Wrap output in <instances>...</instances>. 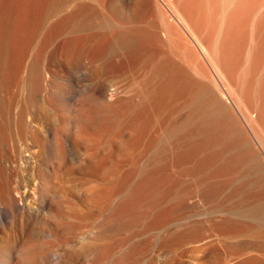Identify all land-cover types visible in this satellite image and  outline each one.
Listing matches in <instances>:
<instances>
[{
  "label": "bare ground",
  "instance_id": "bare-ground-1",
  "mask_svg": "<svg viewBox=\"0 0 264 264\" xmlns=\"http://www.w3.org/2000/svg\"><path fill=\"white\" fill-rule=\"evenodd\" d=\"M63 1L0 0V264H72L75 251L61 252L54 242L41 248L44 243L38 241L39 235L53 234L48 225L65 234L84 221L89 224L83 237L85 262L106 263L112 245L107 242L110 225L119 218L115 211L123 203L134 208L143 202L144 177L158 165L145 161L139 168L137 159L152 148L151 141L161 133L169 113L182 107H186L182 128L164 154L165 161L160 160L162 167L171 166L175 175L191 177L204 168L208 196L228 202L219 212L234 214L237 208L251 220L264 221V0H196L199 14H193L191 20L171 8L173 21L199 45V59H206L215 77L211 70L213 73L204 76L194 64L196 68L182 61L181 67L149 49L138 66L131 58L112 70L113 77L143 75L146 81L140 92L125 96L116 82L104 87L97 84L98 88L79 97L68 110L63 107L66 97L61 72L64 68L72 78L76 65L72 61L66 66L63 50L75 46L78 30L65 27V33L63 22L84 6L77 2L49 21L51 11ZM99 1L104 7L108 3ZM150 1L141 0V6ZM114 3V7L127 6ZM140 15L126 13L120 23L112 20L110 28H123L150 42L158 32L168 34L160 25L145 33ZM194 27L209 30L210 42L202 40ZM231 40L234 44L240 41L234 47L230 44L236 50L232 53L238 51L234 59L226 48ZM223 48L232 61H227ZM150 107L157 117L148 133H138L135 118L136 123L125 122L120 128L117 124L115 129H131L133 134L127 130L131 138L125 144L131 148L116 145L120 138H115L113 130L118 118L128 110L143 114ZM7 138L21 142L23 175L6 171L4 161H14L3 149ZM123 147L132 154H125L127 148ZM113 155L120 160L111 171L106 167ZM43 168L51 169L47 180ZM226 188L229 193L222 195ZM215 190L218 193L213 195ZM64 203L69 204L65 213L60 209ZM157 222L155 229L162 230L165 223ZM183 227L164 234L160 249L169 257L166 264H183V253L173 256L172 252L188 239L190 229L202 234L199 240L206 242L209 252L205 258L212 264H256L257 253L264 250V223L241 227L210 211L202 222ZM97 234L103 237L99 245H95ZM230 249L235 254L228 253Z\"/></svg>",
  "mask_w": 264,
  "mask_h": 264
},
{
  "label": "rangeland",
  "instance_id": "rangeland-1",
  "mask_svg": "<svg viewBox=\"0 0 264 264\" xmlns=\"http://www.w3.org/2000/svg\"><path fill=\"white\" fill-rule=\"evenodd\" d=\"M118 1L124 2L127 6L114 7V2ZM193 1L194 0H152L146 7H142L141 0H106L108 3L104 7L99 0H65L57 5L51 11L49 21L69 11L77 2H82L84 6L81 12L77 13L73 18L63 22V30L65 27H74L75 30H78L75 46L71 49L66 47L63 50L64 60L67 62L66 66L72 61H75L76 65V75L72 78H69L64 68L61 72L64 85L63 96L66 97L63 105L64 109L68 110L79 97L89 95V93L91 94L92 88H98L99 85V87H104L107 84L110 85L112 82H116L122 86V93L125 96L133 95L138 91L140 92L142 85H144L146 81L143 75L138 77L136 75L124 74L119 77H113L112 70L128 63L131 58L136 59L135 61L138 66L140 63H143L142 60L148 54L149 49L162 56L165 54L166 56L164 55L163 57L171 59L172 63L175 64L177 61L181 67L183 66V64H181L182 61L184 65L188 64L189 66L191 65V67L195 65L204 76L214 72L213 76L215 77L216 72L210 68L211 66L209 67V63L206 62V59L202 58L205 62L201 60L203 62L201 63V58L199 59V56L202 57V52L199 45L189 37L186 31L178 27L173 21L174 16L171 8L179 11L189 20L192 19L193 14H199L196 0L195 2ZM126 13L141 14L140 18L143 22L140 24H142L141 27L144 28L143 30L146 31L145 33L152 31L154 28H158L160 25L159 27L165 29L168 34L161 35V33L158 32V36L150 42L143 36H135L126 32L123 28L117 30L111 29V21L113 20L120 23L125 19ZM194 28L198 35L201 36L200 38L202 40H208L210 42V35L207 37V33L211 34L209 30L203 29L202 27ZM64 32H67L66 28ZM235 41H237L236 43L239 42L238 44L240 45V41ZM232 42L231 40L228 45L230 46L231 44V46L234 47L236 43L234 44ZM146 44H150L148 49ZM190 44H192V46ZM238 44L236 46L237 48ZM228 45L226 48H229V51L231 50L230 53L234 59V55H236L238 51L235 52L236 54L232 53L233 50H236L231 46L228 47ZM225 51L226 49L224 50V56L228 59L227 61H232V56H230L229 51ZM227 53L230 57H227L228 55L226 56ZM72 56L74 59H71ZM192 64L194 65L192 66ZM210 70L213 72L210 73ZM76 89H78V93L75 91ZM167 93L168 92L164 94L165 97L169 95ZM19 100H22V92L19 95ZM145 112L146 114H144ZM185 113L186 107L173 109L168 117L165 118L160 130L161 133L151 141L153 145L152 148L146 152L140 160L137 159L139 168H142L145 161L146 163L157 162L158 164H156L158 167L156 166L151 173L146 175L142 182V185L144 184L142 189L143 197L145 196L141 203L143 206L138 204L139 206L137 205L132 208L130 204L123 203L122 210L115 211L119 218L116 219L117 221L115 223L110 225L108 233L107 242L112 244L109 251V260L106 261V263L97 262L95 264H166L169 257L163 256L160 249V244L165 232L169 229L176 230L179 226L182 228H179L177 231H181L185 224L202 222L210 211H214L215 214L221 215L226 219L234 220L241 227L264 223V221L251 220L249 217H246L242 211L237 210V208L234 214L219 212V210L228 206V202L223 201L221 197H214V199L211 200L208 196L209 189L207 187V177L205 175L207 173H205L206 171L204 168V171H202V169L199 173L197 172L198 174H195L196 176L191 177L178 174L175 175L174 173L176 172L174 170L172 171L173 168H171V166L162 167L163 163L161 164V162L165 161L162 160L164 154L171 149V143L174 137L178 135L179 130H181ZM122 117L123 119H121ZM122 117L118 118L116 124H114L113 131L115 138H120L117 139L118 142L116 145H120L121 143L131 148V145L125 143H127L126 141L128 138H131L127 130L132 134L133 131H131V129H125L123 132H120L117 129H119L122 124H125V122L131 123L136 119L137 123L136 121L135 123L139 131L137 132L141 136L146 135L149 128L154 123L157 114L155 108L150 107L144 110L143 114L140 110L131 113H129L128 110ZM138 121H140V125ZM117 124L119 128L115 129V125ZM0 126H3V121L0 122ZM116 134L118 135L116 136ZM125 148L123 147L122 150ZM3 149L5 150L6 156L15 161H13V164L9 163V161H4V166L8 174L23 175L24 173L20 164L22 155L21 142L17 140V138H7L5 139ZM130 150L129 148L125 149V151H127L125 154L127 153V155L129 154L128 156H130V154H132L128 152ZM119 157L120 156L113 155L109 158L107 160L106 169L108 168V170L112 171V167L120 160ZM16 163L18 165H16ZM188 165H191L190 161ZM50 171L51 169L49 168H43V174L46 180L50 177L51 173L48 174ZM120 174L121 173H117V176ZM112 176H115V174ZM204 186L206 188H204ZM229 189L230 188H226V190L222 192V195L229 193ZM30 190L33 192L32 189ZM211 192L213 195L218 193L216 190ZM154 201H157L158 204L156 205ZM149 204L150 206L154 205L152 209L147 208ZM53 206L56 208L57 203H54ZM60 209L63 213L67 212L69 210V204H61ZM158 214H160V217ZM157 218L160 219L158 220ZM160 220L161 223H165V225H163L162 230L155 229L156 222ZM93 224L95 226V231L98 232L100 229L99 222ZM48 227L52 230L53 234L48 235V233H41L39 235L38 241L44 243L41 248H44L48 242H54L60 246L61 252L75 251L77 253L76 259L71 261L72 264H90L85 262L82 255L83 246L86 243L83 237L86 235L89 228L88 222L84 221L81 222L79 226H73L65 234L57 233L49 225ZM37 228V230L41 229L39 225ZM38 232L39 231H37V233ZM187 233L188 239L178 245L172 252V255L179 256L183 253L181 259L183 264H212L211 260L205 258L209 252V248L205 245V241L199 240L202 234L200 232H194L192 229ZM102 241L103 237L97 234L95 237V245L101 244ZM227 252L235 254V250L233 249ZM257 254L259 259L256 264H264V250ZM120 259L122 260L121 263L118 262Z\"/></svg>",
  "mask_w": 264,
  "mask_h": 264
}]
</instances>
